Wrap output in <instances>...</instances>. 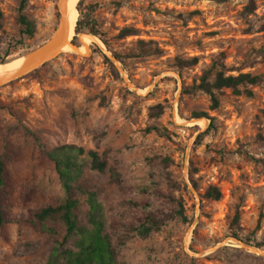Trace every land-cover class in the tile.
I'll return each mask as SVG.
<instances>
[{
	"label": "rangeland",
	"instance_id": "rangeland-1",
	"mask_svg": "<svg viewBox=\"0 0 264 264\" xmlns=\"http://www.w3.org/2000/svg\"><path fill=\"white\" fill-rule=\"evenodd\" d=\"M57 3L28 0L36 25L29 37L17 24L20 0H0L4 63L52 39ZM77 10L83 32L75 27L68 48L0 88L9 220L0 227V264L46 263L50 237L27 219L64 195L46 157L61 145L107 161L100 174L79 159L101 191L118 264H264V0H83ZM126 27L136 34L119 39ZM219 54L227 74L260 81L239 95L219 93L211 110L209 96L193 89ZM192 57L197 65L177 68V59ZM210 187L219 201L204 198ZM148 216L163 221L158 232H130Z\"/></svg>",
	"mask_w": 264,
	"mask_h": 264
},
{
	"label": "trees",
	"instance_id": "trees-1",
	"mask_svg": "<svg viewBox=\"0 0 264 264\" xmlns=\"http://www.w3.org/2000/svg\"><path fill=\"white\" fill-rule=\"evenodd\" d=\"M218 1L228 2L230 0ZM82 2L83 0L79 1L77 9L80 8ZM27 4L28 0H20L17 24L20 34L32 37L35 34L36 25L26 13ZM1 16L0 12V20ZM82 32L80 19L77 21L75 33L78 35ZM135 32V29L131 27L123 28L118 38L124 39L135 35ZM88 33L98 36L108 48V43L101 33L94 30H90ZM99 53L101 54L100 51ZM103 57L105 58V56ZM114 58L118 62H122L119 55H114ZM224 59V54L217 55L203 71L199 83L193 89L209 96L211 110H216L220 106L219 93L232 90L239 95L242 88L247 85H256L260 81V77L248 73L227 74L228 69ZM3 63V59L0 58V64ZM197 63L198 57L176 60V66L181 70L195 66ZM201 117H206V115L200 113L196 114L194 118ZM212 122L211 120L210 128L213 126ZM202 137L203 135H200L198 140L200 141ZM84 156L89 161L91 171L100 174L106 172L108 166L106 159L95 151L86 152L83 148L75 145H61L46 153L47 159L54 165L64 195L62 198L32 211L27 219L28 224L39 228L50 237L52 248L44 264H118L117 249L108 232L103 206L99 201L101 191L87 180L85 164L79 160ZM6 158L0 157V227L9 222L1 204L5 190L4 159ZM192 175L193 173L191 174V183L196 188ZM111 176L113 178L116 175L112 173ZM221 197V192L215 187L208 188L204 194V198L214 201H219ZM238 219V216L235 217L234 222L238 223ZM162 225V220L148 216L138 226H130V232L147 238L152 233L158 232ZM258 229L259 225L255 231ZM232 237L244 242L237 235H232ZM256 247L260 248L261 245Z\"/></svg>",
	"mask_w": 264,
	"mask_h": 264
},
{
	"label": "water",
	"instance_id": "water-1",
	"mask_svg": "<svg viewBox=\"0 0 264 264\" xmlns=\"http://www.w3.org/2000/svg\"><path fill=\"white\" fill-rule=\"evenodd\" d=\"M65 2L66 0H58L57 3V9L60 14V22L57 29L60 32L59 37L55 39L53 36L52 39L47 44L27 54L26 60L24 61V63L17 72L0 73V88L22 78L23 76L31 72L33 69H35L37 66H35L33 62L36 58L43 55L53 54L59 51L65 45V43L68 41L69 38V21L65 11ZM77 52L79 51L77 50ZM122 77L126 81L129 89L135 92L136 88L130 84L128 78L125 75H122Z\"/></svg>",
	"mask_w": 264,
	"mask_h": 264
},
{
	"label": "bare ground",
	"instance_id": "bare-ground-1",
	"mask_svg": "<svg viewBox=\"0 0 264 264\" xmlns=\"http://www.w3.org/2000/svg\"><path fill=\"white\" fill-rule=\"evenodd\" d=\"M80 0H66L65 2V11L66 14L68 16V21H69V38L68 41L65 43V45L57 52L53 53V54H48V55H43L40 56L38 58H36L33 62V64L35 66H39L42 65L44 62H47L51 59H53L55 56H57L60 53H63L68 46L70 45V40L71 37L73 35L77 20H78V10H77V6L79 4ZM59 30H56L55 34H54V38H58L59 37ZM83 39V45L87 46V41L90 40L89 37H82ZM26 55L22 56V58L20 57V59H15V60H9L6 63L0 65V73L3 72H11V73H15L17 72L20 67L22 66V64L24 63V61L26 60Z\"/></svg>",
	"mask_w": 264,
	"mask_h": 264
}]
</instances>
